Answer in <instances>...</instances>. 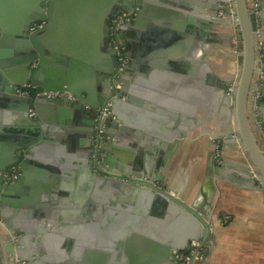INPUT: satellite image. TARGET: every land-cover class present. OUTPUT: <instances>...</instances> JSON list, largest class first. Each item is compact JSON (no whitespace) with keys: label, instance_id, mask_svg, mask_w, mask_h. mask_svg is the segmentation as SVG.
<instances>
[{"label":"water","instance_id":"95a60500","mask_svg":"<svg viewBox=\"0 0 264 264\" xmlns=\"http://www.w3.org/2000/svg\"><path fill=\"white\" fill-rule=\"evenodd\" d=\"M122 10L136 12L120 30L130 56L123 69L110 38ZM261 42L264 0H0V264H179L193 241L209 247L192 264H228L242 191L260 211L264 203ZM180 43L193 55L179 54ZM211 43L220 58H236L237 73L203 65L201 104L217 117L205 159L214 196L205 199L184 174L173 182L163 174L164 148L155 167L139 163L149 133L164 146L189 138L176 113H150L140 97L152 79L193 91V71L182 77L174 66L202 52L209 62ZM109 102L116 119L100 148L92 137Z\"/></svg>","mask_w":264,"mask_h":264},{"label":"crops","instance_id":"0c3cea01","mask_svg":"<svg viewBox=\"0 0 264 264\" xmlns=\"http://www.w3.org/2000/svg\"><path fill=\"white\" fill-rule=\"evenodd\" d=\"M197 14L199 15V12L196 13V16H198ZM198 30H200V27ZM207 31L211 32L212 29H207ZM179 36L181 39L184 37L182 35ZM186 38L187 37H184V39ZM182 42H184L183 39L181 43ZM181 43L178 46L179 54L184 55L187 53L192 56V48L189 49V47ZM208 46L209 62L202 60L205 55V53L203 54L202 52L196 58H180L179 61H185L186 64L180 62L181 64H178L177 67L174 66L180 70L179 75L182 77H185L189 70H191V72L193 71V75L190 76L191 81L188 78L189 76L187 77L193 84V91L187 88L186 85L188 84H184L183 80H181L182 82L179 84H172L152 79L148 85L144 84L143 86L142 84H138L139 87L143 86L147 89L145 91L148 96H141L140 99L147 102L148 109L149 111L151 110L150 113L162 114L163 116H166L168 112L176 113L178 117L177 121L180 122L179 132L182 133V135L187 133L189 135V138L186 136L181 137L177 139L176 143L164 146V139H160V137L155 134L149 133L153 138L147 139L146 144L142 146V154L139 153V158L137 157L140 160L139 163L142 167H155L156 163L160 160L159 151L164 148L166 159L163 161V174L171 179L170 182H173L175 176H178L180 173L184 174V181L187 183L186 185L192 195H196L201 189L205 194V199L214 196L213 183L215 180L213 177L209 179L205 173V159L210 144L209 136L213 133L210 128L216 126L212 121H215L217 117L216 109H213L212 103L208 106L201 104L203 97L200 92V86L202 87L201 84L209 79L207 76L208 70L205 71L206 74L204 75L203 65L204 63L209 64L211 70L214 68L218 70V72L221 70L226 74H229L231 69L229 60H224L223 57L220 58L219 52L216 53L219 46L216 43L208 44ZM187 79L186 81L188 82ZM202 79L204 81H202ZM153 85H157L158 87L155 86L153 88ZM160 87L163 88L160 89ZM72 115H74V113ZM188 116L192 117L191 122ZM151 117L152 115L149 118ZM79 118L80 120L84 119L83 114H79ZM153 125L156 126V122ZM200 134L206 136L197 138ZM131 148L135 151L138 147L135 144L131 146ZM190 149L192 150L191 152ZM118 157L119 155H117L116 158L118 159ZM231 158L235 159L234 156H231ZM137 160H135V163H138ZM121 161H116L117 168L119 166L118 164L122 163ZM123 168L127 172L130 171L125 167ZM183 177L181 175V178ZM224 184L226 186V193L232 192L228 187L231 183L229 184L225 181ZM216 191L219 193L218 187ZM242 192V196L239 197L241 200L237 209V212L240 213V224L238 222L237 225L238 238L229 248L230 255L234 257H229V255L226 261L228 264H264V203L260 211L259 209L262 203L251 193L252 191L245 189Z\"/></svg>","mask_w":264,"mask_h":264},{"label":"built area","instance_id":"2783aa9c","mask_svg":"<svg viewBox=\"0 0 264 264\" xmlns=\"http://www.w3.org/2000/svg\"><path fill=\"white\" fill-rule=\"evenodd\" d=\"M228 3L229 6L231 7L232 0H228ZM233 13L234 12L232 11L230 15L233 16ZM135 17H136V12L123 11L115 18H113V21L111 23V26L114 27V31H113L114 37L116 36L115 37L116 41L114 40L115 42H113V44L118 51V57L122 63V69L127 67L128 62L130 60V56L128 55L125 42L120 41L118 33L123 25L133 21ZM117 39H119V41ZM259 52H260L259 57L260 60L262 61L264 57V43L262 42L260 43ZM116 89L117 90L120 89L119 84L116 85ZM24 94L27 95L29 93L28 91H25ZM49 95L51 97L59 96L61 99L73 98L72 94L69 92H50ZM110 107H111V103L109 102L108 105L103 110H101L98 116L99 117L98 123L96 124V129H95L96 135L92 137L95 146L99 147V144H101L100 141L104 140L103 135L105 134V130L108 128V124H110L114 119H116V116L110 110ZM99 157L101 160H103L106 157L105 152H101L99 154ZM11 177L15 179L18 177V175L14 174L11 175ZM225 220H227V216L225 217ZM208 247H209V243L202 245L200 241H193L190 249H188L187 251H181L176 254L177 260L179 264H192V261L194 259L203 260L208 252Z\"/></svg>","mask_w":264,"mask_h":264},{"label":"flooded vegetation","instance_id":"af4514ba","mask_svg":"<svg viewBox=\"0 0 264 264\" xmlns=\"http://www.w3.org/2000/svg\"><path fill=\"white\" fill-rule=\"evenodd\" d=\"M123 11H126V10H122V12H123ZM130 11H131V10H130ZM117 15H119V14H116V13H115L114 15H112L113 17H112V19L110 20V24L112 23L113 18H115ZM43 24H45V23H43V22H39V23L36 24V27L38 28V27H40V26L43 25ZM123 26H124V25H123ZM123 26H122V28H123ZM122 28H121V29H122ZM121 29H120V30H121ZM120 30H119V33H118V32H117V33H118V36H119L120 41H123L122 36L124 35V34H123L124 31H120ZM110 37H111V41H112V43L116 41V39H115L116 36L114 37L113 31L110 32ZM114 40H115V41H114ZM125 45H126V43H125ZM126 49H127V46H126ZM262 61H263V60H262ZM72 96H73V98H72L71 100H76V99H77V97H76L75 95L72 94ZM98 118H99V117H96V121H97L96 124L98 123ZM112 122H113V121H112ZM112 122H111L110 124H108V127H109L110 125H112ZM95 129H96V127H95ZM95 131H96V130H95ZM103 138H104L106 144H109V143H110V140H111V139L108 137V135H107L106 133L103 135ZM96 145H97V144H96ZM94 146H95V145H94ZM99 147L102 148V145L99 144ZM104 152H105L106 155H107V152H106V151H104ZM14 174H17L18 176L20 175L19 172H17V171H14V172L11 173V175H14ZM3 264H5L4 260H3Z\"/></svg>","mask_w":264,"mask_h":264},{"label":"rangeland","instance_id":"374dc122","mask_svg":"<svg viewBox=\"0 0 264 264\" xmlns=\"http://www.w3.org/2000/svg\"><path fill=\"white\" fill-rule=\"evenodd\" d=\"M233 28V30L236 32V29H234V26L232 27ZM111 38V37H110ZM230 73H233V74H235V73H237V63H236V58L233 60V61H230ZM220 142H222V140H220L219 141V143ZM192 150L190 149V152H191ZM105 155H106V153H105Z\"/></svg>","mask_w":264,"mask_h":264}]
</instances>
